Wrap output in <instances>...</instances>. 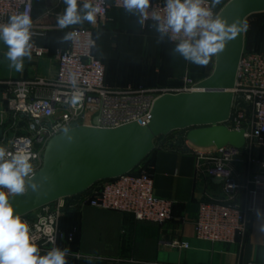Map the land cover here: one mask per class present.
<instances>
[{
	"label": "built area",
	"instance_id": "1",
	"mask_svg": "<svg viewBox=\"0 0 264 264\" xmlns=\"http://www.w3.org/2000/svg\"><path fill=\"white\" fill-rule=\"evenodd\" d=\"M34 2L0 0V25L7 24L13 15L27 14L32 21L29 52L39 60L49 51L36 44L37 37L45 31L33 21ZM85 2L98 9L95 21L90 26L71 29L70 33L75 35L54 55L55 77L0 78V127L3 129L0 147L13 154L24 152L30 157L32 173L26 183L42 167L44 150L51 137L79 125L96 126L95 117L102 128L132 122L147 125L153 119L154 105L160 97L199 89L200 81L189 75L183 76L178 86L110 85L106 65L95 53V31L109 20L112 5L109 0H77V3ZM165 2L150 0L148 18L143 20L142 28L159 23L152 19L151 13L155 10L164 17ZM113 6L125 9L123 0H114ZM206 6L211 8L214 17L219 14L220 9L216 5L213 7V0H206ZM165 36L172 43L185 38L182 35L172 38L171 32ZM233 92L232 113L225 124L233 130H246L245 146L208 147L204 151L202 147L192 146L196 154V175L221 178L227 194L225 200L208 195V200L199 202L195 234L201 240L214 243L243 241L253 216L264 215V53L258 45L251 48L245 45ZM77 96L79 100L73 103ZM172 142L176 143V140ZM0 191L8 193L6 188H0ZM241 192L246 193V204L237 202ZM76 196L61 198L33 214L20 217L28 225L39 252L59 248L62 240H67L69 249L75 233L64 232L61 222L70 209L114 210L160 226H165L174 217V201L155 193L154 165L141 163L135 170L99 181ZM169 246L187 249L189 243L174 239ZM68 255L77 259L83 257L70 250Z\"/></svg>",
	"mask_w": 264,
	"mask_h": 264
},
{
	"label": "crops",
	"instance_id": "2",
	"mask_svg": "<svg viewBox=\"0 0 264 264\" xmlns=\"http://www.w3.org/2000/svg\"><path fill=\"white\" fill-rule=\"evenodd\" d=\"M228 1L219 0L215 5L221 10ZM109 2L112 5L109 20L95 31V53L106 65V77L110 85L147 88L178 86L185 75L202 81L212 74L215 56L211 57L207 65L184 59L174 52L178 43L170 42L165 35L161 38L157 25L151 24L144 29L138 11L118 9L113 6L114 0ZM77 5L78 10L83 8V3ZM66 7L64 1L35 0L33 21L45 31L37 37L36 44L48 49L49 53L39 60L31 54L24 56L21 72H17L8 59L11 66L8 74L13 76H0L1 79L55 77L57 63L54 55L68 45L69 39H64L66 34L75 26L91 25L85 20L60 28L57 17L64 14ZM258 14L249 16L247 20L259 30V47L264 53V25ZM4 49L8 51V46L4 45ZM167 136L156 140L152 161L155 193L174 201L173 219L165 226H160L114 210L93 207L77 210L78 232L69 250L81 253L83 257L77 259L67 255V264H264V215L253 216L243 241L238 239L234 243H214L197 238L195 221L199 202L208 200V195L225 200L224 181L197 176L193 144L185 141L184 144L173 146L170 145L171 139L164 138ZM246 201V193H239L237 202L246 204ZM70 210L71 213L67 212L61 222L66 233L73 231L75 225V209ZM174 239L188 242L189 247H170L169 243ZM59 248L68 249L67 240H62ZM47 253L39 252L40 255Z\"/></svg>",
	"mask_w": 264,
	"mask_h": 264
},
{
	"label": "water",
	"instance_id": "3",
	"mask_svg": "<svg viewBox=\"0 0 264 264\" xmlns=\"http://www.w3.org/2000/svg\"><path fill=\"white\" fill-rule=\"evenodd\" d=\"M257 13H264V0H229L222 7L220 18L229 25L238 22L240 31L215 55V68L200 81L199 89L160 97L149 124L102 128L95 117L96 126L79 125L51 137L42 167L28 179L25 192L8 197L13 214L28 215L61 198L82 194L99 181L135 170L155 150L159 137L177 130H185L186 140L197 147H244L246 130H233L225 122L232 113L246 20ZM2 133L0 127V137Z\"/></svg>",
	"mask_w": 264,
	"mask_h": 264
},
{
	"label": "clouds",
	"instance_id": "4",
	"mask_svg": "<svg viewBox=\"0 0 264 264\" xmlns=\"http://www.w3.org/2000/svg\"><path fill=\"white\" fill-rule=\"evenodd\" d=\"M67 5L63 15L57 17L60 28L94 22L98 9L85 2L78 10L77 0H64ZM219 0H213V7ZM150 0H123L124 8L141 15V23L148 18ZM84 12L83 15L80 13ZM164 17L158 11L151 13L152 19L159 22L157 31L163 35L172 33V38L183 36L174 52L198 65H207L211 57L225 49L226 42L235 38L240 27L238 22L228 24L219 15L214 17L206 0H166ZM31 19L27 14L13 15L7 24L0 25V39L8 46L7 58L12 67L23 71L24 56H30ZM75 33H68L64 39H71ZM79 97L73 98L76 103ZM32 173L30 157L24 152L15 154L0 147V264H67L69 249L53 248L46 255H40L35 238L30 235L28 225L19 215L13 214L8 202V194H23L26 178ZM35 188V185H33Z\"/></svg>",
	"mask_w": 264,
	"mask_h": 264
},
{
	"label": "trees",
	"instance_id": "5",
	"mask_svg": "<svg viewBox=\"0 0 264 264\" xmlns=\"http://www.w3.org/2000/svg\"><path fill=\"white\" fill-rule=\"evenodd\" d=\"M257 15V14H256ZM258 16L261 17L262 24L264 25V13H259ZM259 30L257 29V27L253 24L250 23L248 20L246 21V40H245V44L247 48H251L252 46H256V45H260L259 44ZM162 137V136H161ZM166 139H171L170 140V145H181L185 143V130H177L172 132L170 135H168L167 137H164ZM176 140V143H173L172 141ZM154 151L142 162V165L148 166V165H153V159H152V155H153ZM77 196H73L71 198H74ZM68 213H71V210L67 211ZM75 214V225L72 227L73 232L75 233V236L78 232V223H79V217L77 216V210L73 211ZM72 232V231H71Z\"/></svg>",
	"mask_w": 264,
	"mask_h": 264
},
{
	"label": "rangeland",
	"instance_id": "6",
	"mask_svg": "<svg viewBox=\"0 0 264 264\" xmlns=\"http://www.w3.org/2000/svg\"><path fill=\"white\" fill-rule=\"evenodd\" d=\"M4 45L6 44L2 40V43L0 44V76H13L12 74H8L11 66L6 55L7 51L4 49ZM204 150L206 149L203 148L202 151Z\"/></svg>",
	"mask_w": 264,
	"mask_h": 264
}]
</instances>
